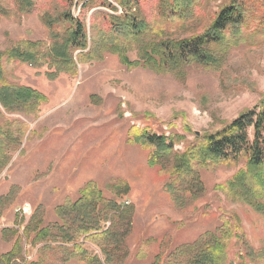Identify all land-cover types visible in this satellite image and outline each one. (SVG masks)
I'll list each match as a JSON object with an SVG mask.
<instances>
[{
  "label": "rangeland",
  "instance_id": "rangeland-1",
  "mask_svg": "<svg viewBox=\"0 0 264 264\" xmlns=\"http://www.w3.org/2000/svg\"><path fill=\"white\" fill-rule=\"evenodd\" d=\"M104 1L112 3L116 13L93 5L83 12L87 25L90 19L99 23L98 13L126 14L116 0ZM231 1L203 0V26L180 30L176 36L202 32L205 22ZM246 1L244 10L252 19L260 18L259 5ZM1 2L7 7V1ZM70 13L74 18L81 13L75 0ZM46 40L37 14L16 18L10 13L0 19V52L21 42ZM74 55L76 71L69 74L42 63L6 66L11 85L36 90L46 102L33 115L8 113L0 106V127L20 137V145L0 152V254L9 252L19 238L25 261L36 260L41 246L23 236L31 216L40 215V228L57 223L55 209L75 202L91 183L106 199L134 209L123 264H152L156 254L166 258L199 236L215 233L223 222L233 229L226 264H264V214L232 201L223 190L244 168V159L201 169L202 198L179 208L164 191L166 177L148 169L149 153L129 141L132 128L182 137L174 144V151L181 153L185 142L193 144L203 134L218 132L257 107L264 97V34L246 38L220 69L190 66L183 79L129 70L114 55L91 63H81L78 52ZM128 57L136 60L135 51ZM115 184L128 186L129 193L120 197L112 189ZM109 226L106 222L105 228ZM35 234L30 231L29 238ZM86 248L100 256L94 246Z\"/></svg>",
  "mask_w": 264,
  "mask_h": 264
},
{
  "label": "trees",
  "instance_id": "trees-1",
  "mask_svg": "<svg viewBox=\"0 0 264 264\" xmlns=\"http://www.w3.org/2000/svg\"><path fill=\"white\" fill-rule=\"evenodd\" d=\"M3 1H7V7L0 4V19L10 13L16 18L37 14L47 32L45 42H21L0 52V106L8 113L33 115L46 102L38 91L7 81L4 72L9 64H48L69 74L76 71L74 53L78 52L81 63L98 62L109 54L129 70L142 68L183 79L190 66L220 69L231 51L246 38L258 32L264 34V0H248L259 5L260 18L252 19L244 10L246 0H233L205 22L202 32L185 38L175 33L203 26V0H116L126 14L98 13L99 23L90 19L88 25L83 12L89 8L105 7L112 13L116 10L104 0H75L81 13L74 18L70 13L73 0ZM130 50L135 51L136 60L129 59ZM132 131L129 141L149 153L148 169L158 177H166L164 191L177 207L202 198L201 169L244 159V168L226 182L223 190L232 201L264 214V97L257 107L218 132L203 134L193 144L185 142L181 153L174 151V144L182 137L173 139L136 128ZM19 141L15 131L5 132L0 127V152L9 145H20ZM112 189L120 197L129 193L124 184H115ZM55 212L57 223L40 228L42 219L35 213L23 231L26 240L41 246L36 260L25 261L18 238L9 252L0 254V264H123L128 257L126 239L131 231L133 207L106 199L89 183L75 202L57 207ZM106 222H110L108 228ZM232 230L228 222H223L215 233L199 236L166 258L156 254L152 264H226ZM30 231H36L32 239ZM86 245L94 246L100 256Z\"/></svg>",
  "mask_w": 264,
  "mask_h": 264
},
{
  "label": "built area",
  "instance_id": "built-area-1",
  "mask_svg": "<svg viewBox=\"0 0 264 264\" xmlns=\"http://www.w3.org/2000/svg\"><path fill=\"white\" fill-rule=\"evenodd\" d=\"M108 2H110L111 3V1L110 0H107ZM111 5H113L112 3H111ZM118 8V7H117ZM118 14H121V10L118 8Z\"/></svg>",
  "mask_w": 264,
  "mask_h": 264
}]
</instances>
